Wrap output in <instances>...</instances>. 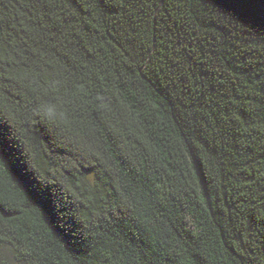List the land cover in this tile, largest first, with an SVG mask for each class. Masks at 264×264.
I'll return each instance as SVG.
<instances>
[{"label":"trees","instance_id":"trees-1","mask_svg":"<svg viewBox=\"0 0 264 264\" xmlns=\"http://www.w3.org/2000/svg\"><path fill=\"white\" fill-rule=\"evenodd\" d=\"M0 264H264V0H0Z\"/></svg>","mask_w":264,"mask_h":264}]
</instances>
